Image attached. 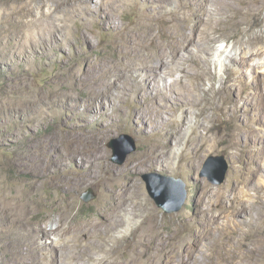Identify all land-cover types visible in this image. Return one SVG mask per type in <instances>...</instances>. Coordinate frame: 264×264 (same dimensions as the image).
Returning <instances> with one entry per match:
<instances>
[{
    "label": "rangeland",
    "instance_id": "374dc122",
    "mask_svg": "<svg viewBox=\"0 0 264 264\" xmlns=\"http://www.w3.org/2000/svg\"><path fill=\"white\" fill-rule=\"evenodd\" d=\"M97 1L99 0L5 2L7 5L25 4L27 13L16 26L7 21L0 22V34L10 38L8 41L0 38V264L9 260L15 249L19 248L15 242L19 241V231L34 228L36 224L46 232L53 228L47 243L57 240L61 242L62 247L54 254V258H57L55 264H70L67 255L69 258L78 249L83 250L90 232L97 225L103 229L105 225L101 223L106 220V215L119 212L120 205L124 204V197L128 207L120 214V220H123L125 227H131L137 235L148 241L147 252L160 248L157 256L150 258V264H191L188 260L195 257L194 244L206 231L207 237L200 243L204 245L206 254L197 253L196 258L202 264H216L219 256L211 255L218 251V245L212 239L224 240L228 246L229 237L221 232V227L230 230L233 226L230 220L233 219L237 220L240 229H246L248 214L232 215L228 220L226 210L233 198L248 199L246 189L256 181V178H251L248 185L244 186L246 169L234 171L236 158L233 159L226 151L217 150L205 154L197 169L190 174L185 169L188 156L184 154V157L177 158L172 155L182 146H165L168 135L160 134L143 140V137L128 126L121 124L119 129L101 142L100 146L107 156L105 162L113 173L98 183L90 184L85 177L82 178L83 170L77 168L78 163H69L67 157L59 161L66 167L64 175L55 173L51 168L48 169L49 172L47 170L44 174L36 175L32 169L39 162L49 164L55 154L65 153L70 147H84L85 151L89 149L86 142H70L68 127L58 123V117L52 114L54 108L45 107V110L36 111L37 107L68 94L73 98L89 100L91 106L96 108L99 107V100L105 105L117 101L119 90L123 86L122 79H119L116 85L102 93L98 89H87L90 86L88 83L94 78L106 89L111 83L108 80L111 72L114 69L120 72L119 65L125 61L124 47L128 35L124 27L128 31V25H137V15L143 9L136 0H108L113 5L108 16L115 24L112 32L100 27L101 17L106 15L99 12L102 5L93 14L86 12V7H93ZM186 2L187 0L162 1L160 6L163 16L160 20L150 21L140 28L133 27L129 33L144 36L151 29L153 35L161 34V42L174 45L178 40L182 41V35L191 37V41L195 43L209 29L216 39L211 58L213 63L209 71L215 77L214 87L218 88V80L226 77L223 65L225 57L221 53L223 50H232L233 43L241 32V12L244 10L238 0H207L206 11L201 8L188 11ZM103 4L106 5V1ZM34 15L37 19L35 46L29 47L24 36L27 31H33V27L27 28L26 21ZM81 35L87 39L86 42ZM239 36L245 40L247 33L242 38ZM27 50L33 56L29 70L23 72V75L21 72L25 57H18L19 63L14 66L7 61L9 57L6 54L17 51L18 54L25 55ZM194 53L195 62L190 67L187 66L190 75L200 72L199 54L197 51ZM177 60L179 69L186 67L182 66L183 61ZM253 61H246L249 66L246 73L250 80L254 78L252 83H263L259 90L255 89L248 94L251 108L256 114L264 109V67L259 65L260 60ZM225 63L228 61L225 60ZM152 64L156 67L155 62ZM15 72L19 73L17 76H20V80H14L18 78L14 76ZM177 74L179 73L166 79V82L177 78ZM209 86L210 81L204 79V89ZM136 90L133 82L123 87V93L131 92L130 100L123 104L127 115L135 107L133 99L137 95ZM253 112L248 115L253 116ZM45 114H49L46 120L43 118ZM258 121L259 118L255 116L245 128V142L242 146L245 153L250 150L248 141L259 138ZM95 128L96 124L89 126L91 131ZM121 135L133 140L135 151L119 164L113 159L114 152L109 146L114 141L113 146L118 148L122 143L119 140ZM159 149L167 153L165 159L168 164H163V167L151 164L154 151L158 152ZM210 157H222L227 164L220 184L215 182L219 178L218 169L221 164L218 161L208 162ZM144 161L147 162L143 163ZM149 174L169 177L182 183L180 187L163 179L151 180L150 186L166 209L158 206L147 192L143 177ZM61 177L68 178L69 182L61 184ZM84 196L91 198L84 202ZM251 224L254 227L251 235L257 237V232L264 227V223L254 218ZM16 225L20 226L19 230ZM255 239L245 240L244 243L251 246L237 254L242 262L239 260L233 264H264V244L259 237L254 243ZM133 241L134 235L131 236V242ZM230 245L236 250L237 240H232ZM67 247L71 250L68 251ZM127 255L129 254L119 252L114 257L123 259ZM236 258H233L234 261Z\"/></svg>",
    "mask_w": 264,
    "mask_h": 264
},
{
    "label": "bare ground",
    "instance_id": "6f19581e",
    "mask_svg": "<svg viewBox=\"0 0 264 264\" xmlns=\"http://www.w3.org/2000/svg\"><path fill=\"white\" fill-rule=\"evenodd\" d=\"M6 1L0 0V22L7 21L12 26H16L26 15V6L25 4L7 5ZM104 1H106V5L103 4ZM136 1L143 10L137 15V25H128V31L124 27L125 33L128 35L124 47L125 61L119 65L120 72H116V69L111 72L108 79L111 83L106 89L102 88L98 79L94 78L95 76L88 83L90 86L87 88L92 91L98 89L102 93L122 79L123 86L119 90L117 101L105 105L99 100L97 104L99 107L94 108L89 100L80 99L82 97L73 98L71 95L64 94L61 98L53 99L36 108V111H42L45 107L54 108L52 114L58 117V123L68 127L70 142L74 140L80 144L86 142L89 149L85 148V151L84 147H70L66 149L65 153L55 154L49 164L39 162L32 169L36 175L44 174L49 168L55 173L64 175L66 167L59 161L67 157L69 163H78V167H76L83 170L82 178L85 177L90 184L98 183L113 173V170L105 162L107 156L104 155L100 146L101 142L119 129L121 124L128 126L130 130L143 137V140L160 134L168 135L165 146L170 148L182 146L172 155L177 158L184 157V154L188 156L185 169L190 174L197 169L205 154L217 150L226 151L233 159L236 158L234 171L246 169L243 185L247 186L251 178H256V181L246 189L248 199L233 198L232 204L226 210L227 217L224 216L229 220L232 215L241 213L244 216L248 214L246 229L242 227L240 229L236 219L230 220L233 224L230 230L222 226L221 232L229 237L228 246L224 240L212 239L214 244L218 245V251L211 256H219L216 264L222 262L233 264L239 260L242 262L237 254L251 246L244 243L246 239L256 238L255 243L259 237L264 244V227L257 232V237L251 235L254 230L251 222L254 218H257L260 223H264V109L255 114L248 97L249 92L255 89L259 90L263 83H252L251 80L254 78L252 77L250 80L246 73L249 67L246 63L248 60H260L259 65L264 67V17H262L264 0H238L241 2V9L244 10L241 12V32L238 36L241 35L242 38L247 33V37L243 40L237 36L232 50L222 51L221 56L225 57L223 65L226 77L218 80V88L214 87L215 77L209 71V67L213 63L211 58L216 43V39L209 29L204 37L195 43L191 41V37L182 35V41L178 40V43H174L176 46L161 42V34L155 36L150 32L151 29L144 36L130 34L133 27L140 28L150 21L160 20L163 16L160 3L164 0ZM186 3L188 11L200 8L206 11L207 0H187ZM101 5L103 8L99 12L106 15L101 17L100 27L114 32L115 24L112 19L108 18L109 9H112L113 5L108 0L97 1L93 7H86V12L93 14ZM36 22L35 15L26 21L27 28L33 27V31H27L28 33L24 36L29 47L35 46ZM0 38L7 41L10 39L3 33L0 34ZM81 38L85 42L87 41L83 35ZM195 51L199 54L198 69L200 72L198 74L193 72L190 75L187 70L193 61L195 62ZM233 52H238V54ZM6 55L9 57L7 61L14 66L19 63L17 58L24 56V69L20 72L23 74L29 70L33 56L30 50H27L25 55H20L17 51L7 52ZM177 59L183 61L182 66L186 65V67L179 69ZM225 60L228 63H225ZM154 62L156 67H153L152 63ZM176 73H179L177 78L166 82V79L173 78ZM18 74L15 72L14 76ZM19 77L14 80H20ZM204 79L210 81V86L207 89L203 87ZM129 82L134 83L137 95L133 99L135 107L127 115L123 104L130 100L131 92L123 93L122 91ZM252 112L253 116H249L248 114ZM53 115L51 117H54ZM255 116L259 118L260 135L256 141H248L250 150L245 153L242 151L245 142L243 133ZM43 118L48 119L49 114H45ZM92 124H96L93 131L89 129ZM49 148L51 149V147ZM165 154L167 153L161 149L158 152L154 151L153 157L151 156V164L158 167H163V164L167 165ZM68 182V178L60 179V183L63 185ZM123 202L124 204L119 207V212L106 215V220L101 223V225H105L103 229L99 228L100 225L95 226L96 229L87 236L83 250L78 249L79 251L70 255L69 258L67 255L66 258L71 262L70 264H150V258L157 256L160 248L156 249V247L151 252H147L148 241H145L143 236L137 235L131 227H125L123 220H120V214L128 207L125 197ZM16 227L18 230L20 229L19 225ZM52 229L46 232L39 224H36L34 228L20 230L19 241H15L19 248L15 249V253H12V257L4 264H55L57 258H54V254L62 246L58 240L47 243ZM207 234V231L204 232L194 244L193 254L195 257L188 260L191 264H202L196 258V254H206L203 249L204 245H200V243L205 240ZM133 235L135 241L131 242ZM232 240H237L236 250L231 248ZM66 249L71 250L68 247ZM72 250L74 251V249ZM119 252L129 255L123 259L114 257ZM233 258H236L235 261Z\"/></svg>",
    "mask_w": 264,
    "mask_h": 264
},
{
    "label": "water",
    "instance_id": "95a60500",
    "mask_svg": "<svg viewBox=\"0 0 264 264\" xmlns=\"http://www.w3.org/2000/svg\"><path fill=\"white\" fill-rule=\"evenodd\" d=\"M119 140L122 141L121 145L116 148L113 146V144L115 143L114 141L111 142L110 144V148L113 150L114 152V157L113 159L118 162L119 164L123 163V161L125 160V158L131 154L132 152L135 151V147H134V144H133V140L129 137V136H126V135H121L119 137ZM211 161H218L220 162L221 166L219 167L218 169V172H219V178L218 180L215 182V184H220L223 179H224V175L226 173V170H227V164L226 162L224 161V159L222 157H210L208 159V162H211ZM153 178H158V179H163L165 180L166 182L172 184V185H178L180 187H182V183L180 181H175L169 177H162V176H159V175H156V174H149V175H145L143 177V180L146 184V188H147V192L149 194V196L155 200V203L160 206V207H163L165 208L164 204L162 202H160V200L157 198V195H156V192L155 190L152 189V186H150V183H151V180ZM91 198V196H84L83 198V201L84 202H87L89 201ZM166 209V208H165Z\"/></svg>",
    "mask_w": 264,
    "mask_h": 264
}]
</instances>
